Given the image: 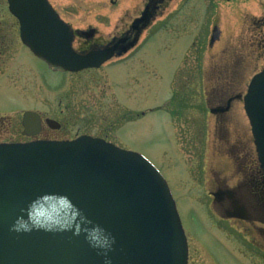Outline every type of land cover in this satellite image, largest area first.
I'll return each mask as SVG.
<instances>
[{
	"label": "rangeland",
	"instance_id": "obj_1",
	"mask_svg": "<svg viewBox=\"0 0 264 264\" xmlns=\"http://www.w3.org/2000/svg\"><path fill=\"white\" fill-rule=\"evenodd\" d=\"M90 1L88 9L97 10L96 0L83 2ZM181 1H169L144 33L141 40L151 36V59L138 56L122 82L115 67L66 77L27 49L19 53L11 47L0 67V112H9L0 121V141L21 138V112L15 109L23 106L61 124L58 130L44 127L48 139L85 133L141 153L160 170L177 201L189 264H264L263 237L243 223L223 221L213 203L214 172L221 179L231 170L221 171L216 164L230 159L220 157L215 117L206 100L219 87L245 91L264 68V0H191L177 15ZM16 59L19 72L10 69ZM241 107L236 103L229 114L232 140L240 130L250 136ZM150 108L154 111L140 115ZM202 156L208 171L198 174L196 161Z\"/></svg>",
	"mask_w": 264,
	"mask_h": 264
},
{
	"label": "water",
	"instance_id": "obj_2",
	"mask_svg": "<svg viewBox=\"0 0 264 264\" xmlns=\"http://www.w3.org/2000/svg\"><path fill=\"white\" fill-rule=\"evenodd\" d=\"M9 4L24 44L54 67L77 72L113 54L76 53L47 0ZM244 103L264 169V69ZM23 126L39 135L40 116L26 112ZM188 254L167 181L143 155L87 135L0 144V264H188Z\"/></svg>",
	"mask_w": 264,
	"mask_h": 264
},
{
	"label": "flooded vegetation",
	"instance_id": "obj_3",
	"mask_svg": "<svg viewBox=\"0 0 264 264\" xmlns=\"http://www.w3.org/2000/svg\"><path fill=\"white\" fill-rule=\"evenodd\" d=\"M65 1L62 4L58 0H48V3L58 18L73 33V49L80 55H86L93 50L109 52L112 50L111 58L99 68L85 69L76 73L50 67L45 61L35 56L24 44L21 37L20 22L10 11L9 0H0V67L8 60L11 47L16 46L19 53H22L24 48L27 49L36 59L48 66L52 72H62L66 74V77L88 73L93 75V71H99L101 68L115 67L116 79L118 82H122L129 73L132 74V69L136 68L138 56L144 60L147 58L151 59V49H147L151 36H146L141 40L142 36L153 27L155 20L164 13L168 2L171 0H139L138 2L137 0H96L97 10L88 9L91 7L89 3L93 1ZM190 1L182 0L176 10V14L181 13ZM83 4L86 5V8L85 10H80ZM214 38L212 39L213 42L215 41ZM20 66L21 64L16 59L11 64L10 69L11 71L19 72L21 70ZM111 75L114 76L113 74ZM33 92L31 94H34ZM244 94L245 91L236 92L230 88L227 90V87H219L206 96L209 112L215 117L214 129L216 140L219 142L220 157H228L230 159L225 164H222V160L216 164L221 171L225 170V168L231 170V176L226 175L224 178L221 177V179L219 174L216 175L214 172L216 179L210 193H217V199L213 197V203L215 206L218 205L224 218L222 219L223 221L243 223V226H247L252 232L257 231L263 237L261 241L263 243L264 169L259 162L249 121L244 111ZM31 102L33 100L28 101V103ZM236 103H240L242 106L241 110L247 120L250 136H248L247 132H241L240 130L237 138L232 140L228 131L229 122L232 121L229 114ZM15 110L21 112V138L10 141L2 140L0 143L24 142L36 138L48 139L46 135H42L46 126L45 120L54 118L44 117L40 111L25 109L23 106ZM26 111H34L41 116L42 133L38 137L23 135V114ZM153 111V108L141 110L140 115H146L148 112ZM235 112L238 114V111ZM7 113L9 112H0V121L5 120ZM235 126L237 128V123H235ZM196 162L199 165L197 173H207L208 168L206 169L205 157L202 156ZM193 166H197V164L194 162ZM202 186L205 188V185ZM238 215H243L245 218L238 217ZM253 243L255 245L259 244L258 247H260L258 241L255 240Z\"/></svg>",
	"mask_w": 264,
	"mask_h": 264
}]
</instances>
